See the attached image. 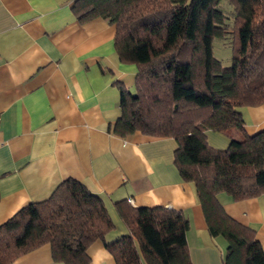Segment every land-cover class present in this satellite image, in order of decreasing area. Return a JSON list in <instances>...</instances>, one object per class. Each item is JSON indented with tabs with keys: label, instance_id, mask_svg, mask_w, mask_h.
<instances>
[{
	"label": "trees",
	"instance_id": "trees-1",
	"mask_svg": "<svg viewBox=\"0 0 264 264\" xmlns=\"http://www.w3.org/2000/svg\"><path fill=\"white\" fill-rule=\"evenodd\" d=\"M71 10L81 22L100 17L114 24L118 58L136 66L133 91L118 84L112 131L174 138V165L195 184L210 235L226 241L222 264H264L255 231L217 199L220 192L234 200L264 192V130L246 134L239 111L264 103V0H75ZM214 39L230 45L228 66L213 55ZM208 129L226 135L228 146L212 147ZM115 205L128 229L105 244L115 264H191L182 212ZM112 227L102 199L67 178L0 224V264L45 243L54 261L91 264L88 246Z\"/></svg>",
	"mask_w": 264,
	"mask_h": 264
},
{
	"label": "crops",
	"instance_id": "crops-1",
	"mask_svg": "<svg viewBox=\"0 0 264 264\" xmlns=\"http://www.w3.org/2000/svg\"><path fill=\"white\" fill-rule=\"evenodd\" d=\"M74 2L0 0V224L72 178L102 199L113 223L88 246L91 264H115L105 244L128 233L115 205L122 200L182 212L191 264H222L226 241L210 235L195 184L174 165L176 140L112 131L118 84L133 91L136 66L118 58L115 25L100 17L79 21ZM239 111L246 134L264 130V103ZM205 133L212 147L228 146L223 133ZM217 199L264 248V192L241 200L220 192ZM10 264L64 263L45 243Z\"/></svg>",
	"mask_w": 264,
	"mask_h": 264
},
{
	"label": "rangeland",
	"instance_id": "rangeland-1",
	"mask_svg": "<svg viewBox=\"0 0 264 264\" xmlns=\"http://www.w3.org/2000/svg\"><path fill=\"white\" fill-rule=\"evenodd\" d=\"M222 2V6L229 16L232 8L225 1ZM213 55L221 61L223 66H228L231 63L232 49L228 43H225V40L214 39Z\"/></svg>",
	"mask_w": 264,
	"mask_h": 264
}]
</instances>
